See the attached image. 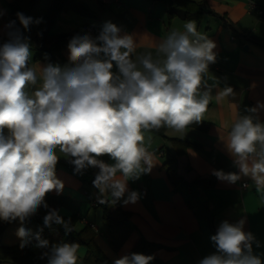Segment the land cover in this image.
<instances>
[{
	"label": "clouds",
	"instance_id": "1",
	"mask_svg": "<svg viewBox=\"0 0 264 264\" xmlns=\"http://www.w3.org/2000/svg\"><path fill=\"white\" fill-rule=\"evenodd\" d=\"M25 30L33 20L18 12ZM8 39L0 45V220L17 219L21 248L34 238L48 264H79V243L49 246L40 233L24 226L43 206L46 195L64 189L56 176L61 158H70L76 174L97 168L93 185L100 203L115 205L127 192L124 205L135 204L139 193L128 190V181L152 171L155 152L150 133L161 128L185 132L202 121L213 100L209 66L216 62L215 43L199 31L195 21L183 30L172 29L152 50L138 52L134 34L105 22L99 35H75L68 44L69 63L34 64L29 38L11 21ZM114 66L117 71H113ZM225 87L217 101L231 94ZM258 107L238 115L227 134L221 133L239 174L214 170L222 181L250 177L264 195V122ZM108 155L115 163L99 159ZM45 226L63 225L75 230L57 209L44 216ZM245 220L224 221L211 236L216 252L199 264H264L253 251L255 237L244 231ZM257 246H259V243ZM154 256L131 253L113 264H151Z\"/></svg>",
	"mask_w": 264,
	"mask_h": 264
},
{
	"label": "crops",
	"instance_id": "2",
	"mask_svg": "<svg viewBox=\"0 0 264 264\" xmlns=\"http://www.w3.org/2000/svg\"><path fill=\"white\" fill-rule=\"evenodd\" d=\"M0 0V41L7 38L5 25L11 2ZM96 13L95 17L73 11L61 10L51 27V34L77 31L78 34L99 35L107 21L121 28V35L134 34L138 52L152 50L155 43L172 29L183 30L184 22L195 21L199 31L205 33L216 47V62L209 66V84L213 88V100L202 120L210 123L208 130L190 125L185 132L165 128L168 137H184L196 141L199 146H191L181 154L170 138L152 131L151 150L155 152V166L152 171L142 174L139 179L128 181V190L139 193L135 204L124 205L128 193L118 204L131 212L130 224L134 227L131 236L119 250L113 249L106 233L99 190L88 181L61 167L56 176L64 183L61 193L49 192L45 200L49 209H57L59 214L79 215L76 227L81 228L86 221L96 226V240L109 256V263L129 255L136 242L143 238L150 242V253L154 256L151 264H199L204 257L216 252L211 236L217 233L224 222L235 224L245 220L244 231L251 232L255 241L253 251L264 259V195L257 193L250 177L241 176L235 182L222 181L214 170L225 173H238L233 156L221 140V133L227 134L238 115L247 114L246 109L264 103V0H196L214 11L205 14L200 20H184L170 16L168 8L171 0H113L104 3L100 0H83ZM93 26L99 31H90ZM246 45H248L246 47ZM32 63L47 64L44 60ZM63 59L53 64L64 66L69 63V49L62 51ZM113 71H117L114 66ZM225 87L232 93L217 101L215 95ZM259 116L264 122V109ZM61 159L68 161L70 158ZM175 157V167L182 180L174 185L168 177L164 163ZM99 159L113 164L110 158ZM214 180L213 185L196 182L197 179ZM246 182L247 185L243 183ZM24 226L38 233L41 223L28 220ZM20 221L11 222L1 236V243L11 245L21 242L17 230ZM86 247H80L82 264ZM142 253V252H138ZM143 254V253H142ZM0 264H15L2 262Z\"/></svg>",
	"mask_w": 264,
	"mask_h": 264
},
{
	"label": "trees",
	"instance_id": "3",
	"mask_svg": "<svg viewBox=\"0 0 264 264\" xmlns=\"http://www.w3.org/2000/svg\"><path fill=\"white\" fill-rule=\"evenodd\" d=\"M10 6L11 10L6 18L9 22L15 21L16 27L23 32L25 37L29 38L31 49L35 51L33 60H44L49 63H55L63 59V49L68 48V44L73 36L78 35L77 31L51 34L50 30L57 14L61 10H67L90 17H95L97 15V13L83 0H15L11 2ZM18 12L23 13L25 16L32 17L33 20L41 19V23H33L29 26V30H25L17 17ZM168 12L170 16H178L184 20H200L207 13L216 14L214 11L206 9L200 1L196 0H171ZM7 39L8 36L4 41H0V45L6 42ZM192 125L202 130H208L210 123L202 120ZM153 131L165 138H170L177 147V154L185 152L187 148L191 146H199L196 141L184 137H168L165 133V128H161L159 131ZM103 158L108 159L110 156L104 155ZM174 163L175 157H170L164 163V166L166 167L169 179L176 185L182 180V176L177 172ZM61 167L76 175L81 180L88 181L91 184H93L95 174L99 171L97 168L90 167L86 169L82 175L76 174L74 165H72L69 160L64 161L60 158L56 166V173ZM195 181L205 185L214 184V180L205 178L196 179ZM46 203L50 208V202L46 200ZM100 205L102 207L106 233L110 244L113 249L119 250L134 230V227L129 222L131 212L122 208L118 202L113 205L110 200ZM48 211L49 209H45L41 206L38 212L30 217L29 220H37L41 223V228L38 233H40L43 239L49 241V246L59 243H79L81 247L84 246L87 249L82 264L109 263V256L96 240V228L92 227L90 224H85L83 227L77 228L76 225L81 217L76 214L70 216L60 214L65 221L70 220L71 224L75 226V230L71 232H66L63 225L55 223H53L51 227L45 226L43 218L48 214ZM9 224L8 222L0 220V263L48 264L46 257L41 258L42 253L47 251V249L37 248L35 245L38 242L34 238H32L31 242L24 248L20 247L22 241L11 245L1 243V236ZM150 245V242L140 238L129 254L142 252L145 255L153 256L150 253Z\"/></svg>",
	"mask_w": 264,
	"mask_h": 264
},
{
	"label": "built area",
	"instance_id": "4",
	"mask_svg": "<svg viewBox=\"0 0 264 264\" xmlns=\"http://www.w3.org/2000/svg\"><path fill=\"white\" fill-rule=\"evenodd\" d=\"M100 1H102V2H104V3H108V2H111V1H113V0H100ZM261 11V13L264 15V9H261L260 10ZM88 28V30H90V31H99V29H97V28H95V27H93V26H88L87 27ZM244 185H247V183L246 182H244L243 183ZM87 222V224H90L92 227H94V228H96V226H95V224L93 223V222H89V221H86Z\"/></svg>",
	"mask_w": 264,
	"mask_h": 264
},
{
	"label": "rangeland",
	"instance_id": "5",
	"mask_svg": "<svg viewBox=\"0 0 264 264\" xmlns=\"http://www.w3.org/2000/svg\"><path fill=\"white\" fill-rule=\"evenodd\" d=\"M31 50H33V49H31ZM34 51V50H33Z\"/></svg>",
	"mask_w": 264,
	"mask_h": 264
},
{
	"label": "water",
	"instance_id": "6",
	"mask_svg": "<svg viewBox=\"0 0 264 264\" xmlns=\"http://www.w3.org/2000/svg\"><path fill=\"white\" fill-rule=\"evenodd\" d=\"M248 45H246V47H247Z\"/></svg>",
	"mask_w": 264,
	"mask_h": 264
}]
</instances>
